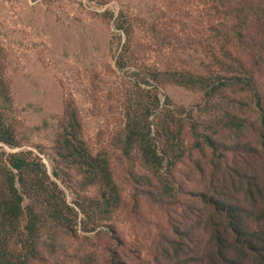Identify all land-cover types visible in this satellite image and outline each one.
Wrapping results in <instances>:
<instances>
[{"label":"rangeland","instance_id":"obj_1","mask_svg":"<svg viewBox=\"0 0 264 264\" xmlns=\"http://www.w3.org/2000/svg\"><path fill=\"white\" fill-rule=\"evenodd\" d=\"M0 112V154L45 172L46 191L20 187L12 252L39 215L26 264H199L222 208L263 231L264 0H0ZM131 121L157 167L125 142Z\"/></svg>","mask_w":264,"mask_h":264},{"label":"trees","instance_id":"obj_2","mask_svg":"<svg viewBox=\"0 0 264 264\" xmlns=\"http://www.w3.org/2000/svg\"><path fill=\"white\" fill-rule=\"evenodd\" d=\"M149 131L150 126L146 122L141 124L139 121H131L128 123L125 142L128 145L136 143L145 162L152 167H157L161 163L162 156L157 146L149 141ZM0 140L11 145L15 143L14 134L4 122L1 112ZM73 142L78 143L77 146L80 148L78 151L80 167L91 175L97 176V182L104 186L107 192L114 194L115 185L105 159L93 155L77 138H74ZM70 145L71 143L67 142V146ZM44 174L38 162L23 151L11 152L5 157L0 154V264H26L28 258L34 256L35 246L32 245L30 236L37 230L38 214L31 216L24 226L25 231L27 229V234L24 233L26 235L23 238V246L27 249L24 253L19 255L12 252L9 242L11 235L17 232L19 221L25 216L20 187L41 188L46 191L47 185H43ZM104 194L105 191H103ZM224 210V208L220 210L224 216L217 223L222 231L209 230L207 244L201 253L206 260L200 259L199 264H264V225H262L263 231L256 229L249 234L248 228H241L245 232L236 228L243 220L230 212L225 214ZM260 219L264 220V208H262Z\"/></svg>","mask_w":264,"mask_h":264}]
</instances>
